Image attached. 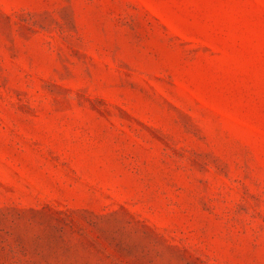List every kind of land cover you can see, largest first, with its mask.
Wrapping results in <instances>:
<instances>
[{"label": "rangeland", "instance_id": "obj_1", "mask_svg": "<svg viewBox=\"0 0 264 264\" xmlns=\"http://www.w3.org/2000/svg\"><path fill=\"white\" fill-rule=\"evenodd\" d=\"M0 264H264V0H0Z\"/></svg>", "mask_w": 264, "mask_h": 264}]
</instances>
